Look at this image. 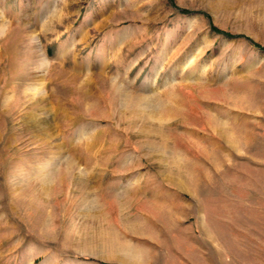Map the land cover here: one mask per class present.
<instances>
[{"label": "rangeland", "instance_id": "374dc122", "mask_svg": "<svg viewBox=\"0 0 264 264\" xmlns=\"http://www.w3.org/2000/svg\"><path fill=\"white\" fill-rule=\"evenodd\" d=\"M137 263L264 264V0H0V264Z\"/></svg>", "mask_w": 264, "mask_h": 264}, {"label": "bare ground", "instance_id": "6f19581e", "mask_svg": "<svg viewBox=\"0 0 264 264\" xmlns=\"http://www.w3.org/2000/svg\"><path fill=\"white\" fill-rule=\"evenodd\" d=\"M118 92V90L116 89V93ZM120 93V92H119ZM152 102H153V100H151V102L149 101V100H146V99H144V101L143 102H138L137 103V112L140 114V116H145V117H148L149 115H151V111L150 110H152L153 108H152V106L154 105H152ZM152 108V109H151ZM148 114H147V113ZM154 112V111H153ZM138 115V114H137ZM152 117V116H151ZM43 186V185H42ZM125 261V260H124ZM132 262V261H131ZM126 263V262H125ZM128 263H130V261L128 262ZM133 263V262H132ZM138 264V263H137Z\"/></svg>", "mask_w": 264, "mask_h": 264}]
</instances>
